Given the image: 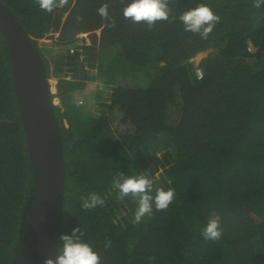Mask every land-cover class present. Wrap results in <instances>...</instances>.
Instances as JSON below:
<instances>
[{"label":"trees","instance_id":"16d2710c","mask_svg":"<svg viewBox=\"0 0 264 264\" xmlns=\"http://www.w3.org/2000/svg\"><path fill=\"white\" fill-rule=\"evenodd\" d=\"M0 1L42 53L38 39L50 32L74 46L55 55L53 68L43 53L49 79H57L52 100L61 102L53 103L66 167L60 235L79 227L101 264H264V6L166 0L175 19L149 26L124 17L130 0H67L52 13L38 0ZM201 3L221 17L207 39L184 31L179 20ZM105 5L106 17L99 13ZM98 30L94 56L86 53L79 64V48L91 47H79L77 36ZM81 70L84 77L70 76ZM89 81L101 84L98 113L74 101ZM141 173L153 181V198L159 189H173L175 198L134 223L139 198H118L114 181ZM93 193L103 203L83 209ZM33 202L27 139L0 30V264L18 263ZM214 213L223 235L205 240L202 229Z\"/></svg>","mask_w":264,"mask_h":264},{"label":"water","instance_id":"95a60500","mask_svg":"<svg viewBox=\"0 0 264 264\" xmlns=\"http://www.w3.org/2000/svg\"><path fill=\"white\" fill-rule=\"evenodd\" d=\"M0 30L10 51L34 187L33 207L17 264H45L55 258L59 247L66 190L65 150L44 55L33 45L16 14L1 1Z\"/></svg>","mask_w":264,"mask_h":264},{"label":"clouds","instance_id":"9594fccd","mask_svg":"<svg viewBox=\"0 0 264 264\" xmlns=\"http://www.w3.org/2000/svg\"><path fill=\"white\" fill-rule=\"evenodd\" d=\"M39 7L48 13L61 9L67 0H38ZM254 6L260 8L264 6V0H255ZM101 16L108 15L107 5L99 9ZM123 15L133 23H147L154 25L157 21L175 19L171 16L166 0H130L123 9ZM179 20L184 26V31L197 33L202 39H207L213 32L221 17L217 15L213 8L201 3L197 7L185 11L180 15ZM114 187L118 190V198L125 197L139 198V204L135 211L134 223H140L146 215H151L153 205L156 210H166L175 198L173 189H159L155 197L150 194L153 188V181L145 174L122 177L114 181ZM103 203L101 198L93 193L82 202L83 209H94ZM223 229L221 227V216L212 214L206 225L202 229V236L205 240L217 241L222 238ZM83 233L80 228H74L71 234L62 233L60 235L61 244L57 249L54 259L50 258L45 264H101L100 254L91 244L82 239ZM106 247H111L109 242Z\"/></svg>","mask_w":264,"mask_h":264},{"label":"rangeland","instance_id":"374dc122","mask_svg":"<svg viewBox=\"0 0 264 264\" xmlns=\"http://www.w3.org/2000/svg\"><path fill=\"white\" fill-rule=\"evenodd\" d=\"M98 34H79L77 37H79V41L76 40V44L81 47L83 45H88L91 48L84 50L83 48H79V51L81 53V61L79 64L83 62V60L87 56L93 57L95 50L93 47L98 45V41L100 40V34L101 30L96 31ZM99 36V37H98ZM59 38H60V33L59 32H50L49 34H46L43 38L38 39V45L40 48H42V51L46 57V59L50 62L52 68L55 66V55H62V53H66L67 49L73 48L74 46L72 45L69 46H64L59 44ZM254 52V50H252ZM208 52H203L197 55L196 60L199 61L201 58H204ZM86 70H88L91 74H95L96 70L92 69L89 65H86L85 67ZM83 71L76 72L75 75H70L74 79H80L81 77H84ZM50 84L52 86V90L54 94H57V79L55 77L50 78ZM101 86V84H98L97 82H88L85 90L83 91H77L74 94V101L81 105L84 104L87 109L95 111V113H98L100 111V107L98 106V102L96 99V91H97V86ZM103 90L106 92L108 89L106 87H103ZM107 96V95H106ZM54 104L61 105L60 99L58 97H55L53 100ZM163 152H160L162 154Z\"/></svg>","mask_w":264,"mask_h":264},{"label":"built area","instance_id":"2783aa9c","mask_svg":"<svg viewBox=\"0 0 264 264\" xmlns=\"http://www.w3.org/2000/svg\"><path fill=\"white\" fill-rule=\"evenodd\" d=\"M249 50H250V51L254 50V49H253V45H252L251 43L249 44ZM203 73H204V72H203L202 67L197 66V67H196V74H197V77H198V78H203Z\"/></svg>","mask_w":264,"mask_h":264}]
</instances>
